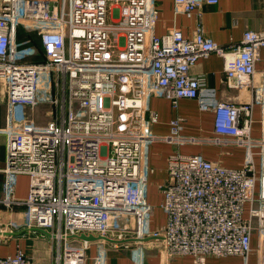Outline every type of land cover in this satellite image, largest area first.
Wrapping results in <instances>:
<instances>
[{
  "label": "built area",
  "instance_id": "built-area-1",
  "mask_svg": "<svg viewBox=\"0 0 264 264\" xmlns=\"http://www.w3.org/2000/svg\"><path fill=\"white\" fill-rule=\"evenodd\" d=\"M66 2L0 0V84L7 110L0 128L6 152L0 204L25 208V229L47 233L55 264H86L92 246V264H106L109 248L130 240L138 244L129 249L136 264H143L148 240L159 241L170 258L192 256L198 264L209 257L246 258L255 231L263 235L255 252L264 264V131L260 139L251 135L253 102L207 104L200 100L205 78L191 75L200 59L216 54L226 63L230 87L252 85L256 63H264V30L245 32L228 50L206 34L200 11L219 0H174L176 14L197 16L192 37L177 30L157 35L156 0H72L70 19ZM33 37L40 61L31 60ZM260 75L264 107V69ZM41 92L54 93L45 100L53 105V123L25 125L20 111L37 107ZM152 97L169 100L175 110L182 99L200 100L215 114V143L258 149L260 157L256 170L253 153L239 169L200 155H171L162 187L166 222L159 230L152 228L148 202L149 148L158 140ZM262 122L264 128V115ZM180 131L175 118L165 140L194 141ZM22 175L29 178L25 199L16 196ZM5 234L0 231V248ZM0 264L34 262L17 246L14 255L0 256Z\"/></svg>",
  "mask_w": 264,
  "mask_h": 264
},
{
  "label": "crops",
  "instance_id": "crops-1",
  "mask_svg": "<svg viewBox=\"0 0 264 264\" xmlns=\"http://www.w3.org/2000/svg\"><path fill=\"white\" fill-rule=\"evenodd\" d=\"M54 1L58 0H43ZM159 7V18L156 25L158 36L165 35L170 31L177 30L182 32L185 37H192L194 34L198 19L194 15L192 18L185 14H176L174 0H156ZM203 13V24L206 34L216 43L228 50L239 45L243 35L247 31L264 30V0H219L217 5H203L200 8ZM263 58L264 51H261ZM230 58L227 59V63ZM225 61L216 54H211L208 58L200 59L191 69V75L202 76L206 80V85L201 90V101L207 104L216 105L218 103H233L240 105L247 102H253V124L251 135L254 139H260L263 135V115L264 107L261 100V75L264 69L263 61L256 63V71L259 73L255 81L250 86L241 88H232L227 84ZM197 99H182L179 101L177 110L173 109L169 100L163 97H152L150 109L158 115V123L152 126V134L158 137V140L151 144L149 148V164L151 174L148 181V202L153 210L152 228L159 230L164 227L166 215L161 209L164 199L162 187L168 182V158L176 153L183 155H200L205 160L218 163L222 166L239 169L245 164L247 157L252 155L256 170L260 167V157L258 149L248 151L245 147L233 144H219L213 141L215 135L214 123L215 114L212 110H203L201 102ZM175 118L181 119V135L187 138H193V142H187L183 145L171 143L165 138L171 135V121ZM4 138V136H3ZM5 148L4 142L0 141V147ZM5 152V149H4ZM6 155V152L4 153ZM5 157V156H4ZM5 164L4 158L0 160V168ZM2 176L0 175V180ZM29 178L20 176L16 196L19 199H25L28 195ZM250 203L244 207L243 218L250 216ZM31 232L27 229L22 232H16L11 236V243H15L11 254L2 253L0 256L14 255L18 242L26 244L25 240L30 239ZM42 237H49L45 233L37 231ZM50 238V237H49ZM259 232L252 235L251 246L257 250L261 245ZM146 252L142 259L143 264H198L192 256H182L170 258L162 253L161 243L155 240H148L142 243ZM54 245V244H53ZM138 244L135 241L118 243L109 248L106 264H136L133 256L129 254V249ZM27 253V251L25 250ZM95 247L92 246L89 252V258L86 264H92V258L95 255ZM28 254V253H27ZM50 262L55 264L54 250L52 246ZM31 258V257H30ZM33 261V259L31 258ZM205 264H258L257 253H251L248 257L230 256V257H209Z\"/></svg>",
  "mask_w": 264,
  "mask_h": 264
},
{
  "label": "rangeland",
  "instance_id": "rangeland-1",
  "mask_svg": "<svg viewBox=\"0 0 264 264\" xmlns=\"http://www.w3.org/2000/svg\"><path fill=\"white\" fill-rule=\"evenodd\" d=\"M59 1V0H58ZM72 0H67V18L70 19L72 14ZM33 37V51L36 57H33L31 60L40 61L43 59L41 47L37 38ZM3 86L0 84V128H3L6 125L5 117L7 114L5 102L2 101L3 96ZM54 93H45L41 92L39 94L40 103L34 109L32 108H24L20 111L21 117L25 118V125L35 126V127H48L53 122V105L50 102L45 103L48 98H52ZM0 141L4 142L3 136L0 135ZM3 144L0 147V160L4 158L5 160V152H4ZM18 186V184H17ZM27 220V215L24 207H13L8 208L3 204H0V231H4L7 237L4 238V244L2 247V253L11 254L14 249V244L11 243V236L16 232H22L25 229V224ZM29 232V230H28ZM12 233V234H11ZM26 244H22L18 242V246L27 251L29 257L33 259L34 264H47L50 262L53 257L52 254V246L53 242L49 237H42L39 234H35L31 232L30 239L25 240ZM254 249L253 252L254 253Z\"/></svg>",
  "mask_w": 264,
  "mask_h": 264
},
{
  "label": "water",
  "instance_id": "water-1",
  "mask_svg": "<svg viewBox=\"0 0 264 264\" xmlns=\"http://www.w3.org/2000/svg\"><path fill=\"white\" fill-rule=\"evenodd\" d=\"M41 232H43V233H45V234H47L45 231H41ZM81 239L82 240H87V241H95V240H97V239H105V240H107V241H109V242H113L112 240H110V239H106V238H101V237H93V236H89V237H86V236H81Z\"/></svg>",
  "mask_w": 264,
  "mask_h": 264
}]
</instances>
